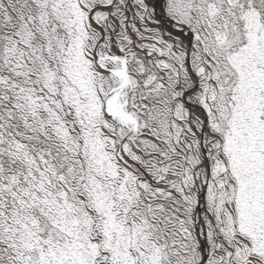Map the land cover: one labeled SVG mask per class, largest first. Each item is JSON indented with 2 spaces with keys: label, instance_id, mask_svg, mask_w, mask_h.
Wrapping results in <instances>:
<instances>
[{
  "label": "snow or ice",
  "instance_id": "obj_1",
  "mask_svg": "<svg viewBox=\"0 0 264 264\" xmlns=\"http://www.w3.org/2000/svg\"><path fill=\"white\" fill-rule=\"evenodd\" d=\"M0 264H264V0H0Z\"/></svg>",
  "mask_w": 264,
  "mask_h": 264
}]
</instances>
